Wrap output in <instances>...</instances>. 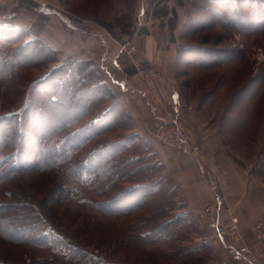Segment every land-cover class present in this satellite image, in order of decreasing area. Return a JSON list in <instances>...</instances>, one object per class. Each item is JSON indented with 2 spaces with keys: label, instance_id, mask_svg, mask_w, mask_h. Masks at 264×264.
<instances>
[{
  "label": "rangeland",
  "instance_id": "obj_1",
  "mask_svg": "<svg viewBox=\"0 0 264 264\" xmlns=\"http://www.w3.org/2000/svg\"><path fill=\"white\" fill-rule=\"evenodd\" d=\"M144 2L145 0H12L7 10L16 12L17 16L3 19V9H0V24L3 21L4 24L25 30L20 25L21 21H30V27L26 30L33 28L37 31L51 19L53 12H49L53 10L59 15L63 14V23L66 26L67 22L75 26L86 18L94 26L105 28L115 37L117 34L120 35L119 38L126 37L128 42L123 44L122 50L134 68L128 82L146 89V101L151 115L141 134L150 142L161 162L163 161L156 148H172L150 133L149 129L158 120L156 117L163 118L172 109L177 113L175 105L170 107L168 104L172 97L174 99V94H187L189 103L199 102L196 92L201 94L199 110L202 112L199 111L191 122L178 113L177 115L193 130L194 140L202 146V159L189 153L194 164L205 172V177L211 181L217 194L207 199L198 212L192 211L188 205L187 209L174 212L177 215L190 210L195 220V228L183 232L180 239L174 240V248L170 249L159 243H143L140 238H130L131 231L137 235L138 230L143 232L149 219L148 210L140 209L119 216L107 215L94 206V201L104 199L103 196L97 195L90 187L83 189L80 185L73 184L70 175L64 170H36L31 166L36 160H32L31 154H28L24 171L0 187V204L12 201L28 202V206L32 208L28 211L40 216L47 228L57 236V240H51L45 245L40 243V239H34L35 237L16 242L0 235V263L87 264L76 259L72 252L79 248L96 256L98 262L95 264H246L234 251H230L229 246L233 241L229 238L223 241L215 227L209 225L208 221L213 215L206 216L205 203L213 201L215 197H223V205L217 214L226 222L231 212L240 217L239 211L244 208L241 207L243 199L234 194L237 180L241 181L240 177L243 175L264 184L263 179L256 174L264 164V0L235 3L234 11L237 9L246 22L250 21L246 26L230 21L232 15L228 12L229 7L220 8L219 14L216 13L215 16L205 0ZM39 4L42 5L41 11L36 8ZM175 8L178 10L176 15ZM32 9H37L39 14ZM215 17H219V20L216 21ZM154 18H158V21ZM158 24H166L167 34H164V30L162 33L165 37L173 34L178 25L176 34L181 48L174 67L169 68L165 63L141 54L138 40L128 36L134 31L145 33L147 30L143 28L154 30ZM29 37L33 38L31 34ZM24 40L26 39H16L8 47L15 48L16 44L20 45ZM132 43L136 44L137 49L127 53L124 47ZM187 44L192 47L186 48ZM215 56V63L209 66L202 61L214 60ZM149 64L158 66L165 76L164 82L158 81L155 88H149L140 73ZM53 66L54 64H46L19 70L18 78L12 80L18 85L8 93L0 85V118L20 112L31 98L32 85L43 78ZM107 82L116 94L114 86L108 79ZM116 96L120 99L117 94ZM123 104L126 106L124 102ZM32 121L31 118L27 121L29 129H34V126L42 129L45 126L42 122ZM134 133L140 132L135 131V128H114L96 139L94 145L103 148L104 145L108 146ZM201 133L207 136L206 142H202ZM34 149L35 146L30 144L27 150L30 152ZM237 170L242 174H238ZM163 177L174 181L165 174V169ZM175 185L179 187L175 191L176 202L186 203L182 188L176 183ZM250 224H254V221H250ZM241 228L245 244L250 247L259 264H264V233L259 234L252 226L246 230L242 221ZM203 240L211 248L209 254L204 257L185 253L180 255L181 250L200 245Z\"/></svg>",
  "mask_w": 264,
  "mask_h": 264
},
{
  "label": "trees",
  "instance_id": "obj_2",
  "mask_svg": "<svg viewBox=\"0 0 264 264\" xmlns=\"http://www.w3.org/2000/svg\"><path fill=\"white\" fill-rule=\"evenodd\" d=\"M205 1L215 16L220 8L229 7L231 22L249 25L250 21L246 22L241 13L233 9L235 3L240 4L244 0ZM36 8L41 11L42 5ZM36 10L32 9L39 14ZM14 15L16 12L8 11L3 19ZM62 16L60 13L64 21ZM215 20L218 21L219 17H215ZM1 23L0 85L6 88L7 93L18 85L12 80L18 78L19 70L46 64L54 66L32 85L31 98L20 112L0 118V187L24 171L26 157L31 154L32 160H36L31 166L36 170H64L73 184L83 189L90 187L97 195L103 196L104 199L94 201V206L107 215L119 216L140 209L148 210L149 219L143 232L138 230L137 235L131 231L130 238H140L143 243H159L173 249L174 240L180 239L183 232L195 228V220L190 210L174 214L175 211L187 209V204L184 201L176 202L175 191L179 187L172 179L163 177L165 165L150 142L141 133H134L103 148L94 145L96 139L114 128H136L134 117L113 92L103 70L89 60L76 56L61 60L60 52L47 42L39 37H29L31 33L38 35L42 28L27 31L3 21ZM22 38L26 39L25 42L16 44L12 49L8 47L15 43L14 40ZM216 58L202 61L209 66L215 63ZM29 118L45 126L42 129L39 126L29 129ZM30 144L35 149L29 152ZM256 174L264 181V164ZM126 183L132 185L125 186ZM28 205V202L22 201L0 204V235L16 242L35 237L45 245L57 240L44 220L28 211L32 209ZM41 231L43 234H40ZM210 251L208 242L203 240L200 245L181 250L180 255L185 253L204 257ZM72 252L76 259L87 264L98 262L96 256L82 249L75 248Z\"/></svg>",
  "mask_w": 264,
  "mask_h": 264
},
{
  "label": "crops",
  "instance_id": "obj_3",
  "mask_svg": "<svg viewBox=\"0 0 264 264\" xmlns=\"http://www.w3.org/2000/svg\"><path fill=\"white\" fill-rule=\"evenodd\" d=\"M11 1L0 0V9H3L2 18H5L8 13L7 7H9ZM147 1L152 2L153 0H145L144 3H147ZM158 1L155 0V3ZM170 2L168 1V3ZM50 13H52L51 19L46 22L38 35L31 33V36L33 38H41L51 47L58 50L61 60L68 56H78L82 60L93 61V64L103 70L108 81L114 86V91L126 104V107L136 120L135 131L143 132L144 125L151 118L149 104L146 101L147 91L141 85L129 84L128 82V78L132 76L134 68L122 50L123 44L128 42L126 37L119 38V34L115 37L105 28L94 26L86 18L75 26L71 25L70 22H67L68 26H66L59 14L53 10ZM177 13L178 10L175 8V15ZM72 14L76 16V14ZM14 16L16 17L17 15ZM154 20L158 21V18H154ZM30 24V21H27V23L21 21L20 23L25 30L29 29ZM165 25L158 24L159 27L155 26L154 30L149 27L143 28V30H147L145 33L143 31L140 33L134 31V35L130 33L128 36L131 38L133 36L134 40H138L137 43L141 54L149 59L165 63L166 66L171 68L175 66L178 51L181 48L176 34L178 25L169 37L164 35L166 33L165 28H167ZM163 30L165 31L164 36H162ZM189 47L191 48L192 46L187 44L186 48ZM196 94L199 95L197 99L201 100V94L198 92ZM173 96L177 113L183 119L185 118L186 121L191 122L197 114L202 112V110H199L200 100L197 105V103H189L185 93L184 95L181 93ZM195 129L197 130V128ZM198 130L204 131V129L200 128ZM200 137L202 142L207 141L205 134L201 133ZM156 151L165 164V174L173 178L176 184L180 185L182 195L192 211L198 212L207 199L217 194L211 181L205 177V172L194 164L188 151H174L166 147H157ZM237 172L240 175L242 174L241 171L237 170ZM240 178L241 181L240 179L237 180L238 185L236 184L234 188V194L238 195L241 200L243 199L241 207L244 208L239 211L243 227L249 230V226H252L259 234L264 233V184L257 179L246 178L243 175ZM222 187L224 188V186ZM250 221H254V224H250Z\"/></svg>",
  "mask_w": 264,
  "mask_h": 264
},
{
  "label": "built area",
  "instance_id": "obj_4",
  "mask_svg": "<svg viewBox=\"0 0 264 264\" xmlns=\"http://www.w3.org/2000/svg\"><path fill=\"white\" fill-rule=\"evenodd\" d=\"M124 49L127 53H131L136 51L137 46L132 43L124 47ZM140 73L149 88H155L158 81L164 82L165 80V76L160 68L153 64H149L141 69ZM168 104L170 107L175 105L173 97L168 101ZM172 110H168L166 116L163 118L159 119V117H156V120H158L155 121L152 129H149L150 133L172 149L176 151H188L195 157L202 159L200 155L202 146L194 140L193 130ZM223 200V197H215L213 201L210 200L205 203L206 216H209V214L213 215L208 221L209 225L215 227L218 236L223 241L226 238L233 241L229 246L230 251H234L242 262L246 264H259L260 262L257 257L252 253L250 247L245 244L240 217L231 212L229 219L223 222L220 215L218 216L217 213L221 210ZM208 264L216 263L210 262Z\"/></svg>",
  "mask_w": 264,
  "mask_h": 264
}]
</instances>
